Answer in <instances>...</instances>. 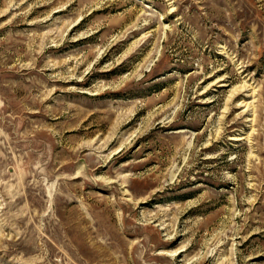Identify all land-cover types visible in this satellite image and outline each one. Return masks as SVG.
I'll return each instance as SVG.
<instances>
[{
	"label": "rangeland",
	"instance_id": "obj_1",
	"mask_svg": "<svg viewBox=\"0 0 264 264\" xmlns=\"http://www.w3.org/2000/svg\"><path fill=\"white\" fill-rule=\"evenodd\" d=\"M0 264H264V0H0Z\"/></svg>",
	"mask_w": 264,
	"mask_h": 264
}]
</instances>
